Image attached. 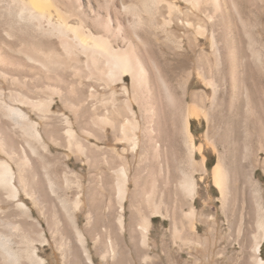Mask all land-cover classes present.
Returning a JSON list of instances; mask_svg holds the SVG:
<instances>
[{
    "label": "bare ground",
    "instance_id": "obj_1",
    "mask_svg": "<svg viewBox=\"0 0 264 264\" xmlns=\"http://www.w3.org/2000/svg\"><path fill=\"white\" fill-rule=\"evenodd\" d=\"M85 1L0 0V152L5 156L0 157V264H44L33 234L42 237L40 243H45L42 225L32 218L30 207L20 199L21 193L36 205L40 201L46 205L59 203L57 215L61 226L57 231L71 241L74 257L80 252L88 264H94L87 248L89 238L104 261L124 264L131 255L136 259L142 257L148 264H165L170 254L168 246L160 248L150 242L151 217L155 215L170 219L173 237L182 245H199L196 225L203 220L194 205L198 191L196 176L206 171V165L203 148L195 144L188 118L201 113L207 121L214 122L210 126L214 138L211 143L218 159L211 174L220 191L222 210L227 220L239 217L236 222L239 233L248 231L251 224L255 226L250 245L253 264H264L259 256L264 240V201L251 175V170L260 163L261 153L264 154V0H184L190 6L186 11H181L176 0H139L137 3L146 15L139 13L131 24L118 18L116 12L121 11L115 6L112 13L104 16L99 2ZM110 5L108 1L106 6ZM127 7L122 3V10ZM205 23L210 27L206 38L209 52L202 51L197 44L201 39L198 36L205 37ZM179 28L185 29L182 36L175 31ZM251 28L257 29L262 41L254 52L256 65L250 63L243 49L246 35L249 48L253 49L256 43ZM154 29L161 30L165 38L161 39ZM24 35L28 37L22 38ZM26 39L34 42L26 43ZM168 40L180 53L172 64L164 63L171 74L178 72L185 80L178 81L176 86L167 80L165 89L174 110L185 111L186 116L181 118V124H175L170 144L164 148L153 137L148 143L137 137L140 127L134 119L135 111L131 101L124 100L131 117L119 122L121 136L117 139L127 142L131 152L138 150V162L129 173L124 155L117 153V161L115 157L104 158L108 166L119 164L103 186L115 192L117 216L111 212L102 214L95 210L91 187L86 189L82 203L78 181L75 180L72 198L67 192L72 188L68 180L58 184V170L48 169L56 166L55 163L42 162L37 151L36 144L43 141L38 122L31 120L21 106L36 110L46 122L45 127L55 120L52 107L57 96L72 113V118L59 115L64 125L61 133L69 146L84 154L89 146L75 135L74 122L82 132L90 123L99 127L114 123L112 117L98 115L88 103L94 89L85 90L88 87L83 83V72L103 74L108 86L122 82L129 75L133 100L143 112L147 75L152 70L148 64L156 56L153 45L161 41L169 48L165 42ZM160 68L155 71L156 78L162 75ZM194 71L199 81L210 89L209 112L201 106L209 90L206 87L191 93V104L185 103L184 86H191L192 80H187ZM152 87L156 88L153 79ZM122 89L126 94L127 88L122 86ZM57 132H51L53 139ZM27 151L41 159L44 176L37 171V163L30 160ZM196 152L202 155L200 161L196 160ZM126 198L129 217L125 225ZM84 203L89 212L85 225L79 226L76 211H81ZM48 226H51L49 220ZM212 226L214 231L216 223ZM6 229L18 240H11ZM160 249L163 252L159 254ZM149 251L155 253L154 257L149 256Z\"/></svg>",
    "mask_w": 264,
    "mask_h": 264
},
{
    "label": "rangeland",
    "instance_id": "obj_2",
    "mask_svg": "<svg viewBox=\"0 0 264 264\" xmlns=\"http://www.w3.org/2000/svg\"><path fill=\"white\" fill-rule=\"evenodd\" d=\"M82 1L84 2L85 0ZM93 1L100 3V12H104L105 14H102L104 16H106L107 13H112L114 11L113 7L115 6L114 8H116L118 11H121V13L116 12L117 16L119 15L118 18L122 21L123 19L126 20L125 23L127 21L130 23L136 20L139 13L145 14L143 12L142 5L137 3L139 0ZM108 1L109 3H112V7L111 5L110 7L106 6ZM122 3H125V5L128 6L127 9H121ZM175 3L178 5L181 11L190 9L189 4L184 0H176ZM206 29L205 37L203 36L204 38L200 36L197 37L201 38L200 42H197V44H199L198 47L202 51L209 52V42L206 41V38L210 32V27L208 24H206ZM139 30L140 28L138 31ZM154 31L157 33V35H160L161 39L165 38V34L161 30L154 29ZM175 31L177 32L178 36H182L185 29L179 28L175 29ZM256 31L257 29H250L251 36L256 42L253 46V49L247 46V35L244 38L245 42L243 44L245 54L251 59L250 63L252 65L257 64V58L254 52L257 51L258 46H261L262 43ZM23 37L26 38L28 36L24 35L22 38ZM25 41L26 43L34 42L31 39H26ZM165 42L166 45H170L169 48H165L161 41H157L153 45V49L156 51V56L153 58L155 61L151 59L148 64L149 69L151 70L152 68V70L150 71V75H147L148 84L142 99L145 106L143 112L139 110L138 105L133 100V93L131 91V77L129 75H125L122 82L108 86L106 85V78L102 76L103 74L92 73L91 71L90 73L83 72V83L87 85L86 87H88L85 90L89 91L90 88L94 89L93 91H90L92 96H90L88 103L90 106H92V108L97 110L98 115L102 117H112V122L114 123L112 126L111 124H106L102 127L100 126L101 128L98 125H93V123H90L87 127H85V130L89 133H85L86 131L82 132V130L74 122L72 129L75 131V135L82 141V143L89 146L87 149L88 151L85 150L84 154L82 151H76L77 149L74 148L73 145L69 146V142L66 141L63 133H61L63 132L62 128L64 125L60 123L59 115L66 114L72 118V113L70 110L63 107L57 96L55 97V103L52 107L55 120L53 121L52 125H45V127L44 124H46V122H43V120L39 118L36 110L32 111V109L28 106H21V108L29 114L31 120L38 122L37 126L43 135V141L42 144H36L37 151L41 156L42 162L50 160L51 162L55 163L54 165L56 166H50L48 169L58 170V176L56 177L58 184L62 185L65 180H68V184L72 188L67 190V192L69 193L70 198H72L73 194L75 193V184L79 183L81 185L80 191H82L80 192L82 196L80 195L79 199L82 200V203L84 202L83 199L86 189L91 187L92 190L90 196H94L95 198V210L98 209L102 214H105V212H111L117 216V199L115 197V192L112 188H103V186H106L104 182L109 178V176L112 175V170H114L115 167H118L119 162H116V166L114 167L113 164L108 166V163L106 164L104 161H106V159L111 160L114 157L117 161V153L124 155L125 163L127 164L126 166L129 173L133 170V168H135L138 162V150L136 149L135 151L131 152L127 142L119 141L117 139L121 136L119 126L121 123H123L122 121L124 120V117H131L127 108L124 106V100L129 99L132 103V109L135 111L134 119L137 120L140 127L136 132L137 137L139 136L138 138H141V140L143 138L147 143L149 138L153 137L154 139L161 142V145L162 147L164 146V148L168 147L170 144L169 139H171L173 135L175 124H181V118L186 116L185 111L179 113L178 109L176 111L174 110V106L169 101L167 90L165 89L167 80L170 83L172 82V86H176L179 82L185 80L183 78L184 76L178 72L171 74L169 67L164 63L166 62L172 64L175 62L176 57L180 53V49L171 44L169 40ZM162 64L164 69L162 68ZM157 67H161L160 69L162 75L160 77L157 76L156 78L155 71L158 70ZM166 67L168 69H166ZM69 78L72 79V76L69 75ZM152 79L155 80L156 83L155 89L152 87ZM191 80V86L187 88L186 85L184 86V100L186 101L184 102L186 104H191V96L194 92L197 93L203 91L206 87L202 82L199 81L195 71L192 77H190V80L188 79L187 82ZM122 86L127 88L126 94L123 92ZM110 87L114 88L115 92H111L112 89ZM206 89L209 88L206 87ZM207 91L209 94L206 92V98L204 101H202L203 103L201 106L203 110H207L209 112L211 102L208 97L211 96V93L210 89ZM42 94L45 95L43 92ZM115 107H119L118 111L115 110ZM210 117L212 118L211 115ZM117 119L119 120L118 123ZM188 119L189 129L193 134L195 144L197 146L200 145L203 148L206 165V171L196 176L198 191L194 201L197 213L203 220V222H197L196 225V234L200 239V243L199 245L192 246L182 245L180 240H176L173 237L170 219L161 215H155L151 217L152 227L150 228V242L151 244L152 242H155L160 248L162 245L164 247L168 246L170 254L169 260L167 262L165 261V264H253V251L250 245L253 242L252 235L255 233L256 228L253 224H251L248 227V231L245 230L244 233H239L236 224L239 217L236 215L234 220L228 219L229 221H232V223L226 219L221 207L220 191L214 184L212 178V167L217 163L218 159V152L215 150L214 144L211 143V141L214 140L211 132L214 122L207 121L202 113L197 117L191 116ZM210 126L212 127L210 128ZM53 130L58 131L54 136V139L51 137V132H53ZM207 131H210V133ZM111 148H114L117 152L113 153ZM219 150L222 151L221 148H219ZM27 154L29 155L28 157L30 160H35V163H37V171L44 176L45 168L42 165L41 159L31 156L28 151ZM0 157L5 158L1 152ZM201 159V153L196 152V160L200 161ZM259 159L260 163L257 167H254L251 170V175L254 181L258 183L261 197L264 201V165L262 164L264 161V154L261 153ZM93 163L95 164L92 165ZM209 164H212L211 167H208ZM14 168L16 167L14 166ZM131 187L132 186L130 185V188ZM20 199L30 207V214L32 218L37 220L42 225L40 230L43 233L42 236L46 240L45 243H40L42 237H38L39 235L35 236V232H33V234L38 255L42 257L44 264H88L84 256L82 254L80 255L79 248L78 256L74 257L75 251L71 241H68L64 235H59L57 231L61 226L59 217L57 215L61 208L59 203H51L46 205L44 202L40 201L36 205L30 197L25 196L23 193L20 194ZM84 204H81V211H76V217L78 219L79 226L85 225L86 216L89 212L86 203ZM96 205H98V208ZM123 207V215L125 217L126 225L128 223L129 217V202L127 198L124 200ZM90 215L93 217V212H91ZM64 217L66 218L65 215ZM47 219L49 220V223L52 227L48 226ZM104 222L105 221L102 222V227L105 224ZM214 222L216 223V229L212 231V224ZM5 232L11 238V240H16V238L18 240V237L9 232V230L6 229ZM75 245L78 247L77 244ZM87 248L91 254L94 264H113V260L111 261L110 259H107L104 261L101 259V255L98 253V251H96L93 240L90 238L87 242ZM162 252L163 251L161 249L158 251L159 254ZM148 254L151 258L155 255V253L152 251H149ZM259 256L264 259V240L260 246ZM141 259L142 257L140 259H136L130 255L124 264H148L147 262H143Z\"/></svg>",
    "mask_w": 264,
    "mask_h": 264
},
{
    "label": "trees",
    "instance_id": "obj_3",
    "mask_svg": "<svg viewBox=\"0 0 264 264\" xmlns=\"http://www.w3.org/2000/svg\"><path fill=\"white\" fill-rule=\"evenodd\" d=\"M212 164H209L208 167H211Z\"/></svg>",
    "mask_w": 264,
    "mask_h": 264
}]
</instances>
